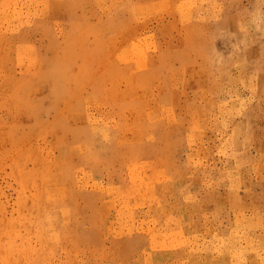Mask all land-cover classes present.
<instances>
[{
  "label": "rangeland",
  "instance_id": "1",
  "mask_svg": "<svg viewBox=\"0 0 264 264\" xmlns=\"http://www.w3.org/2000/svg\"><path fill=\"white\" fill-rule=\"evenodd\" d=\"M0 8V264H264V0Z\"/></svg>",
  "mask_w": 264,
  "mask_h": 264
},
{
  "label": "bare ground",
  "instance_id": "2",
  "mask_svg": "<svg viewBox=\"0 0 264 264\" xmlns=\"http://www.w3.org/2000/svg\"><path fill=\"white\" fill-rule=\"evenodd\" d=\"M0 9H1V8H0ZM3 12H4V11H3ZM5 13H6V12H5ZM0 17H1V15H0ZM3 17H4V15H3ZM0 21H1V20H0ZM61 56H62V55H61ZM61 66H62V65H61ZM61 69H63V68H61ZM48 70H49V69H48ZM58 71H59V70H58ZM58 75H59V74H58ZM59 76H60V75H59ZM61 88H62V87H61ZM59 90H60V89H59ZM58 92H59V91H58ZM61 92H63V90H62ZM59 94H60V93H59ZM62 94H63V93H62ZM138 99H140V98H138ZM139 115H140V114H139ZM139 124H140V123H139ZM141 126H142V124H141ZM93 128H95V127H93ZM95 129H96V128H95ZM99 129H100V128H99ZM99 129H98V130H99ZM95 133H96V131H95ZM106 135H107V134H106ZM106 137H107V136H106ZM111 137H112V136H111ZM96 138H98V137H96ZM99 139H100V138H99ZM103 140H104V139H103ZM103 140H102V141H103ZM99 142H100V141H99ZM93 143H94V142H93ZM93 143H92V144H93ZM93 145H94V144H93ZM114 145H115V143H114ZM90 146H91V145H90ZM105 148H106V147H105ZM90 150L92 151V149H90ZM86 154H87V153H86ZM137 156H138V155H137ZM97 159H98V158H97ZM129 160H130V159H129ZM131 161H132V160H131ZM129 162H130V161H129ZM135 162H136V160H135ZM129 164H130V163H129ZM132 165H133V164H132ZM136 165H137V164H136ZM180 172H181V171H180ZM181 173H182V172H181ZM185 174H186V173H185ZM180 175H181V174H180ZM180 175H179V176H180ZM77 177H78V176H77ZM78 178H80V177H78ZM121 189H122V188H121ZM121 195H122V194H121ZM122 197H124V195H123ZM122 199H124V198H122ZM124 201H125V200H124ZM161 202H162V201H161ZM122 203H124V202H122ZM156 205H157V204H156ZM137 206H138V205H137ZM137 206H136V207H137ZM126 213H127V212H126ZM128 214H129V213H128ZM128 214H127V215H128ZM132 216H133V214H132ZM132 216H129V217H132ZM149 217H151V216H149ZM128 219L130 220L131 218H128ZM132 219H134V218H132ZM152 219H153V218H152ZM166 219H167V218H166ZM204 219H205V216H204ZM134 220H135V219H134ZM134 220H133V221H134ZM149 220H151V218H150ZM158 220H159V219H158ZM164 220H165V219H164ZM164 220H163V221H164ZM209 220H210V219H209ZM151 221H152V220H151ZM170 221H173V220H170ZM206 221H207V220H206ZM211 221H212V220H211ZM128 222H129V221H128ZM149 222H150V221H149ZM165 222H166V221H165ZM156 223H157V222H156ZM156 223H154V224L156 225ZM167 223H168V221H167ZM131 224H133L132 221H131ZM157 224L159 225V223H157ZM160 224H161V223H160ZM162 224L164 225V223H162ZM165 224H166V223H165ZM190 224H191V223H190ZM133 225H134V224H133ZM170 225H171V224H170ZM206 226H207V225H206ZM158 227L160 228L161 226H158ZM158 227H156V228L158 229ZM207 227H208V226H207ZM214 227H215V226H214ZM167 228H168V227H167ZM180 228H181V227H180ZM157 229H156V230H157ZM176 229H177V228H176ZM164 230H165V229H164ZM210 230H211V229H210ZM162 231H163V230H162ZM167 231H168V230H167ZM178 231H179V230H178ZM178 231H176V233H177ZM153 232H154V231H153ZM160 232H161V230H160ZM172 232H173V231H172ZM172 232H171V233H172ZM179 232H180V231H179ZM208 232H209V230H208ZM208 232H207V233H208ZM165 233H166V232H165ZM184 233H185V232H184ZM205 233H206V232H205ZM207 233H206V234H207ZM213 233H214V232H213ZM152 234L155 236V235H157L158 233H156V234H155V233H152ZM160 234H161V233H160ZM172 234H173V233H172ZM172 234H171V235H172ZM211 234H212V233H211ZM150 235H151V234H150ZM161 235H162V234H161ZM161 235H160V237H161ZM179 235H181V233H180ZM157 236L159 237V234H158ZM157 236H156V237H157ZM174 236H175V234H174ZM213 236H214V235H213ZM216 236H217V234H216ZM152 237H153V236H152ZM163 237L165 238V236H163ZM171 237H172V236H171ZM180 237H181V236H180ZM161 238H162V237H161ZM161 238H160V239H161ZM213 238H215V237H213ZM213 238H212V239H213ZM150 239H151V238H150ZM154 239H155V238H154ZM157 239H158V238H157ZM157 239H155L156 242H158ZM168 239H169V238H168ZM171 239H172V238H171ZM173 239H175V238H173ZM173 239H172V241H174ZM215 239H216V238H215ZM155 240H154V241H155ZM163 240H165V239H161L162 242H165V241H163ZM169 240H170V239H169ZM169 240H168V241H169ZM210 240H211V239H210ZM159 241H160V240H159ZM161 241H160V242H161ZM166 241H167V239H166ZM170 241H171V240H170ZM170 241H169V242H170ZM172 241H171V242H172ZM216 241H217V240H216ZM220 241H221V240H220ZM162 242H161V243H162ZM176 242H177V240H176ZM176 242H175V244H176ZM182 242H183V241H182ZM217 242H219V241H217ZM161 243H160V244H161ZM180 243H181V242H180ZM213 243L215 244L216 242H213ZM213 243H212V244H213ZM152 244H153V243H152ZM164 244H165V243H163V245H164ZM214 244H213V245H214ZM216 244H217V243H216ZM216 244H215V245H216ZM229 244H230V243H229ZM158 245H159V244H158ZM158 245H156L155 248H156ZM179 245H180V244H179ZM217 245H219V243H218ZM217 245H216V246H217ZM153 246H154V244H153ZM153 246H151L150 248H154ZM160 246H161V245H160ZM163 247H164V246H162L161 248L164 249ZM181 247L183 248V246H181ZM211 247H212V246H211ZM229 247H230V246H229ZM161 248H157V249H161ZM175 248H176V247H175ZM213 248H214V247H213ZM217 248H218V246H217ZM165 249H167V247H165ZM172 249H173V248H172ZM179 249H180V248H179ZM183 249H184V248H183ZM187 249H188V248H187ZM199 249H200V248H199ZM207 249H208V247L206 248V250H207ZM210 249H211V248H210ZM210 249H209V250H210ZM153 250H154V249H153ZM201 250H202V249H201ZM214 250H216V249H213L212 251H214ZM217 250H218V249H217ZM217 250H216V251H217ZM179 251H180V250H179ZM182 251H183V250H182ZM216 251H215V252H216ZM186 252H187V250H186ZM189 252H190V251H189ZM183 256H184V255H183ZM186 256H187V255H186ZM188 256H189V255H188Z\"/></svg>",
  "mask_w": 264,
  "mask_h": 264
}]
</instances>
